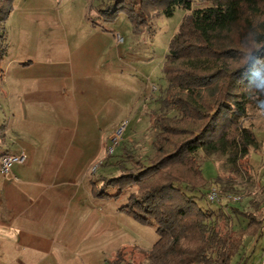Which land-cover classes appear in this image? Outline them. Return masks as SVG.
<instances>
[{"label":"trees","instance_id":"16d2710c","mask_svg":"<svg viewBox=\"0 0 264 264\" xmlns=\"http://www.w3.org/2000/svg\"><path fill=\"white\" fill-rule=\"evenodd\" d=\"M106 2L100 19L115 22L124 13L135 30L151 28L156 18L171 17L177 8L187 12L163 62L167 84L158 112L150 115L155 133L151 155L144 163L124 147L120 156L124 159L116 162L121 173L100 176L99 188L93 182L96 198L126 195L127 203L118 211L153 227L158 237L147 252L120 249L111 264H135V254L141 256L140 264H232L240 242L233 232L234 216L246 222V236L260 238L264 214H239L233 207L201 208L197 200L204 198L198 191L207 182L195 155L228 151L233 168L212 184L222 195L237 192L239 166L256 142L252 128L241 121L251 105L264 103V95L248 86L244 74L257 57H264V0H196V9L194 0ZM12 4L13 0H0V65L6 57L5 22ZM249 58L251 63L245 65ZM111 158L108 155L100 164L103 170Z\"/></svg>","mask_w":264,"mask_h":264},{"label":"crops","instance_id":"0c3cea01","mask_svg":"<svg viewBox=\"0 0 264 264\" xmlns=\"http://www.w3.org/2000/svg\"><path fill=\"white\" fill-rule=\"evenodd\" d=\"M87 29L81 36L69 28L50 35L41 63L33 57L11 60L7 50L0 91L8 117L0 137L11 142L1 144L0 159L24 153L26 160L9 174L0 173V264H95L100 242L111 244L115 253L131 248L125 225L134 224L121 218L119 209L122 226L116 232L101 221L95 224V201L112 199L94 197V181L85 198L66 187L69 172L82 175L95 162L82 150L95 147V129L110 135L125 120L95 109L96 77H117V67L115 48L95 45V28ZM102 97L110 99L105 90ZM70 134L80 149L65 148ZM85 161L88 167L78 170ZM94 183L99 188V179ZM82 210L89 215L86 221L76 217Z\"/></svg>","mask_w":264,"mask_h":264},{"label":"rangeland","instance_id":"374dc122","mask_svg":"<svg viewBox=\"0 0 264 264\" xmlns=\"http://www.w3.org/2000/svg\"><path fill=\"white\" fill-rule=\"evenodd\" d=\"M106 6V0H13L11 12L5 22L7 50L10 52L11 60L27 61L31 57V61L34 58L38 63L44 62V49L47 42H50V35L57 33L58 30L69 28L72 33L81 36L85 30H88L87 27L92 28L91 22L95 23L93 27L95 28V45L104 43L106 47L115 48L113 54L116 58L117 77H96L95 94L99 96H95V109L104 112V117L108 114L111 118L113 113L116 117L121 115L128 125L116 147H113L110 141L115 131L109 135L108 131L98 129H95V147H83L85 154L95 157V162L88 164L89 170L85 168L82 175L79 172L70 175L69 172L66 179V187L73 193L78 192L81 198L91 194V180L95 182L102 175L109 177L121 173L116 162L124 159L119 157L123 155L124 147L131 151L135 159H140L144 163L146 157L151 155L153 150L151 144L155 133L151 128L150 113L157 111L159 104L156 100L160 98L167 84L162 72L163 62L170 41L187 14L184 10L177 8L171 17L156 18L151 28L135 30L124 13H120L115 22H105L100 19L99 11ZM196 8L199 6L194 0L193 9ZM6 58L7 51L4 61L8 60ZM121 73H124L122 77L119 76ZM104 90L110 98L108 101L102 97ZM1 98L0 91V129L5 126L4 122L8 117L7 113H2L7 105ZM173 114L174 112H169L170 116ZM241 124L252 128L256 142L250 146L248 155L239 166L236 193L222 195L219 187L212 184L218 175L227 176L233 168L228 151L211 156H206L202 152L195 155L201 164L203 178L207 182L198 191L204 199L197 200V203L203 209L211 207L216 210L221 207L229 211L230 207H233L239 214H264V111L251 105L247 117L241 121ZM72 134L68 136L69 146L65 147L69 151H74L75 148L80 149L79 145L76 146L77 139L74 140ZM71 138L73 142L75 141L73 145H71ZM4 142L10 144L11 139L4 140V136L0 137V146ZM17 145H21L20 141H17ZM108 155L112 158L103 171L100 164L103 162L105 164L104 160ZM86 163V161L84 164L81 162L78 170L81 166L88 167ZM65 165L69 166V164ZM124 165L127 168L131 167L130 163ZM214 187L218 190L221 200L218 204L209 205L206 194ZM109 192L112 193L111 190ZM228 196H238L241 200L234 203L228 199ZM126 203V195L118 199L95 201V224L101 221L105 226L108 224L109 230H115V232L119 230L122 223L115 212ZM257 206L260 211L257 210ZM76 217L79 221H86L89 215L82 210L77 212ZM121 218L130 220L134 224L125 225V230L129 231L131 236V243L129 242L131 248L136 246L143 252L149 251L158 239L154 228L143 226L126 214ZM245 225L246 222L239 215L234 216L233 232L240 242L239 252L232 264L235 262L236 264H260V259L264 257V231L260 238H249L245 233ZM99 246L102 252L95 253V257L98 258H95V264H111L115 256L112 245L100 242ZM133 258L135 264H140L139 254H135ZM84 262L88 264L87 261Z\"/></svg>","mask_w":264,"mask_h":264},{"label":"built area","instance_id":"2783aa9c","mask_svg":"<svg viewBox=\"0 0 264 264\" xmlns=\"http://www.w3.org/2000/svg\"><path fill=\"white\" fill-rule=\"evenodd\" d=\"M127 121H122L116 128L115 132L113 133L112 137L110 138V141L113 145V147H116L120 140L122 139V136L127 128ZM113 149V148H112ZM111 149V151H112ZM26 160V156L24 153H19L17 155L9 154V155H4L0 159V173L1 174H9L12 167L15 165H22ZM207 201L210 204H215L219 202L220 200V195L218 190L214 187L211 188L210 191L206 195ZM228 199L232 202H239L241 200L240 197L238 196H228ZM264 264V257L261 259V263Z\"/></svg>","mask_w":264,"mask_h":264},{"label":"clouds","instance_id":"9594fccd","mask_svg":"<svg viewBox=\"0 0 264 264\" xmlns=\"http://www.w3.org/2000/svg\"><path fill=\"white\" fill-rule=\"evenodd\" d=\"M251 63V58L245 61V65ZM245 76L248 77L247 84L258 95H264V57H257V63L245 69ZM258 110L264 111V103L258 105Z\"/></svg>","mask_w":264,"mask_h":264}]
</instances>
